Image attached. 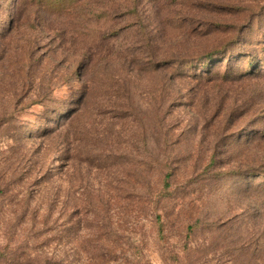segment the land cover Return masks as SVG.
<instances>
[{
	"label": "rangeland",
	"instance_id": "rangeland-1",
	"mask_svg": "<svg viewBox=\"0 0 264 264\" xmlns=\"http://www.w3.org/2000/svg\"><path fill=\"white\" fill-rule=\"evenodd\" d=\"M72 225L73 264H264V0H0V264Z\"/></svg>",
	"mask_w": 264,
	"mask_h": 264
},
{
	"label": "trees",
	"instance_id": "trees-1",
	"mask_svg": "<svg viewBox=\"0 0 264 264\" xmlns=\"http://www.w3.org/2000/svg\"><path fill=\"white\" fill-rule=\"evenodd\" d=\"M162 230L161 227L160 233ZM67 231L70 236H67L65 231L56 232L51 240L47 239L48 237L42 239L43 233L27 234L26 252L20 253L19 249H16L15 262L18 261L20 264H73V225ZM30 241H36L38 246L33 247Z\"/></svg>",
	"mask_w": 264,
	"mask_h": 264
}]
</instances>
